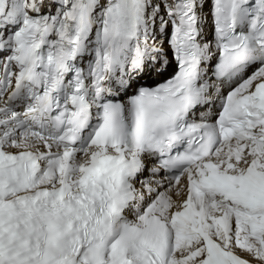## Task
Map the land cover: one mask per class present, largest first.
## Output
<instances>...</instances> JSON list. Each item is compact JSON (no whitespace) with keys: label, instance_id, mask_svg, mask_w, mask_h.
Returning a JSON list of instances; mask_svg holds the SVG:
<instances>
[{"label":"snow or ice","instance_id":"1","mask_svg":"<svg viewBox=\"0 0 264 264\" xmlns=\"http://www.w3.org/2000/svg\"><path fill=\"white\" fill-rule=\"evenodd\" d=\"M0 264H264V0H0Z\"/></svg>","mask_w":264,"mask_h":264}]
</instances>
